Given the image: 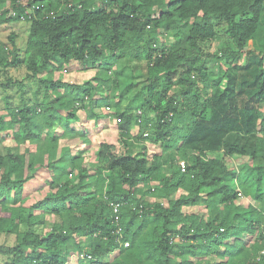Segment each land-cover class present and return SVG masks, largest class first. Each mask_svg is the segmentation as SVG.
Masks as SVG:
<instances>
[{"label":"trees","instance_id":"trees-1","mask_svg":"<svg viewBox=\"0 0 264 264\" xmlns=\"http://www.w3.org/2000/svg\"><path fill=\"white\" fill-rule=\"evenodd\" d=\"M0 10V24H28L24 53L15 31L0 43V234L15 236L0 264H264V0ZM221 24L236 49L211 52ZM71 68L93 75L60 76ZM107 116L119 145L83 131L76 154L60 144L73 123ZM35 183L45 193L27 206Z\"/></svg>","mask_w":264,"mask_h":264},{"label":"rangeland","instance_id":"rangeland-1","mask_svg":"<svg viewBox=\"0 0 264 264\" xmlns=\"http://www.w3.org/2000/svg\"><path fill=\"white\" fill-rule=\"evenodd\" d=\"M9 7V6H7ZM9 9L10 8H7ZM4 10H0V14ZM25 20V19H23ZM264 21V19L262 20ZM218 30V36L215 40H213L210 43V48L209 50L211 52H218L222 51L224 49H236L235 45L232 43L231 39L226 33L225 26L223 24L218 25L217 27ZM11 31H15L17 33L16 37V49L20 51V53H24V48H25V42L28 34V24L26 21H21L18 23H12L11 25H4L0 24V43H6L11 47V43L9 42V35L11 34ZM163 37V36H162ZM264 37V35L260 36ZM164 38V37H163ZM165 39V38H164ZM167 39H169L167 37ZM259 44V43H258ZM211 64V62L209 63ZM137 71L142 70L145 71V65L143 63L137 64ZM10 75H14L15 77H18L19 79L22 78V76L25 73V67H18V68H12L10 69ZM93 75V72L91 71H78L76 68H71L69 69L68 72L62 73L60 76L62 78L70 79L72 82H79L82 83L84 80L88 79ZM3 76V74L1 75ZM5 77V76H4ZM141 86L139 87H134V92H138L140 90ZM29 91V89H27ZM131 94H135V93ZM130 94V96H131ZM27 96H31V91L27 93ZM21 96L15 94L14 95V100L18 101L20 100ZM126 99V98H125ZM5 106V100L0 97V114L2 113L3 109ZM107 112H113V110L109 107H106ZM100 111V110H99ZM148 116L150 119L153 120V114L149 113ZM75 127V131L73 132H68L65 135L61 136V141L60 144H67L70 145L73 154H76L77 150L84 149L87 146V143H83L82 141V136H80L78 131H83L88 138L96 142H107L111 145H119L120 143V134H119V128H118V123L117 120L114 118H111L109 116L104 117L101 119L99 122L95 121L94 119H84L82 122L78 123H73ZM154 123L151 122V126H153ZM61 132V131H58ZM147 133H145V137ZM143 141L146 142L147 146L153 150L155 145L150 143L147 139H143ZM6 145H11L14 146L15 144V139H8L6 142H4ZM25 145H20L19 149L23 150V147ZM92 150V149H91ZM93 151V150H92ZM37 182V181H36ZM39 182V181H38ZM27 201L26 204L27 206L29 204H32L33 202L41 199L43 197V194L45 193L44 191H39L37 189L38 185L36 183L34 186H27ZM197 207H193V209H188L189 212H193L197 210ZM47 219L49 222H52L53 220L58 219L56 216H51L48 215ZM15 242V236L14 235H5V234H0V244H8L11 245ZM70 261H73V258L70 259Z\"/></svg>","mask_w":264,"mask_h":264},{"label":"built area","instance_id":"built-area-1","mask_svg":"<svg viewBox=\"0 0 264 264\" xmlns=\"http://www.w3.org/2000/svg\"><path fill=\"white\" fill-rule=\"evenodd\" d=\"M109 108V107H108ZM148 135V133L146 134ZM263 135H264V132H263ZM178 166L180 167V169L185 172L186 171V168H187V162L185 160H179L177 162ZM115 210L117 211V208L115 207ZM116 219H118V217H116ZM118 222V221H117ZM121 227L119 226L117 232L120 233L121 232ZM124 245L125 246H128L129 245V241H124ZM79 257L80 258H84V255L83 254H79Z\"/></svg>","mask_w":264,"mask_h":264}]
</instances>
